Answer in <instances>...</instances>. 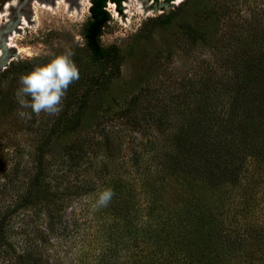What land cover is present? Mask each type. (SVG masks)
Returning a JSON list of instances; mask_svg holds the SVG:
<instances>
[{"label":"rangeland","instance_id":"obj_1","mask_svg":"<svg viewBox=\"0 0 264 264\" xmlns=\"http://www.w3.org/2000/svg\"><path fill=\"white\" fill-rule=\"evenodd\" d=\"M181 1L124 0L120 7L107 3L110 20L100 42L103 48L117 47L122 57L98 111L100 114L104 108L107 112L98 125L92 122L82 127L86 154L76 165L68 157H60L57 150L55 157L47 155L50 182L60 190L67 191L69 187L71 193L56 208L57 222L51 228L44 210L23 208L11 216L4 231L11 248L0 249V264L92 261L97 250L88 230L92 228L94 233L98 227L96 192L113 177L137 182L134 153H143L141 165L146 164V159L165 156L163 152L171 148V135L179 125L178 117L186 103L192 102L191 87L210 85L214 92L233 88L237 83L224 62L246 50H264V0H196L184 5ZM90 2L0 0V37L12 27L7 52L17 53L0 66V71L10 63L29 62L23 67L28 72L46 63L49 52L59 54L72 49L79 80L68 87L63 110L81 92L80 86L88 75L104 77L109 72V62L93 60L85 44ZM208 9L213 15L205 12ZM168 13H173L168 25L149 21ZM182 23L205 27L206 39L189 40L181 31ZM21 69L9 67L0 82V219L27 187L36 148L57 117L32 114L30 109H22L29 113L23 119L17 115L19 105L14 93L18 77L26 73ZM132 98L136 105L126 112ZM153 117L174 121L160 126ZM71 137H64L55 148L66 145ZM249 180L244 182L251 185ZM254 191L258 212L263 213L264 185L255 186Z\"/></svg>","mask_w":264,"mask_h":264},{"label":"trees","instance_id":"obj_2","mask_svg":"<svg viewBox=\"0 0 264 264\" xmlns=\"http://www.w3.org/2000/svg\"><path fill=\"white\" fill-rule=\"evenodd\" d=\"M123 1L91 0L85 44L93 60L109 62V72L85 78L81 92L57 115L37 146L27 187L0 219L3 251L11 248L4 231L18 210H44L51 228L57 222L56 208L71 193L69 187L60 190L50 182L47 155L55 157L57 150L76 165L86 154L82 127L92 122L98 125L107 112L102 108L98 113L122 57L117 47L103 48L100 37L110 20L107 3L120 7ZM172 14L149 21L165 26ZM181 31L194 42L206 39L205 27L182 23ZM254 50L224 62L237 83L233 88L214 92L210 85L191 87L192 102L186 103L178 117L165 156L146 159L141 165L143 153H134L137 182L118 177L107 180L103 187L112 188L116 195L107 207L94 209L98 227L94 233L92 228L88 231L97 252L83 264H264V212H258L254 197L255 186L264 185V50ZM25 64L29 62L10 63L0 71V82L13 65L26 72ZM134 100L128 101L126 112L132 111ZM152 120L160 126L174 121ZM70 135L72 140L55 148ZM246 178L251 185L244 182Z\"/></svg>","mask_w":264,"mask_h":264},{"label":"clouds","instance_id":"obj_3","mask_svg":"<svg viewBox=\"0 0 264 264\" xmlns=\"http://www.w3.org/2000/svg\"><path fill=\"white\" fill-rule=\"evenodd\" d=\"M46 63L35 65L30 71L20 74L14 97L19 105L17 115L23 119L29 115L22 109H30L32 114L44 113L56 116L62 111V101L68 87L79 80V70L70 48L57 54L49 52ZM116 195L110 187L99 189L95 196L97 209L107 207Z\"/></svg>","mask_w":264,"mask_h":264},{"label":"water","instance_id":"obj_4","mask_svg":"<svg viewBox=\"0 0 264 264\" xmlns=\"http://www.w3.org/2000/svg\"><path fill=\"white\" fill-rule=\"evenodd\" d=\"M9 3H11V1H8ZM91 3V2H90ZM20 22V21H19ZM12 31H13V28L12 27H10V28H8V29H6V32L3 34V36H1L0 37V48H1V50H2V55L0 56V66H5L6 65V63H8V60L12 57V56H14V55H16V54H14V55H10V54H8V52H7V43H8V41H7V39H8V36L12 33Z\"/></svg>","mask_w":264,"mask_h":264},{"label":"bare ground","instance_id":"obj_5","mask_svg":"<svg viewBox=\"0 0 264 264\" xmlns=\"http://www.w3.org/2000/svg\"><path fill=\"white\" fill-rule=\"evenodd\" d=\"M7 4H11V3H7ZM5 8H6V5H5ZM20 22L24 24V21L22 22V20H21ZM11 34H12V33H11ZM11 34H10V35H11ZM10 35H9V36H10ZM8 38H9V37H8ZM7 41H8V39H7ZM6 46L9 47V46H8V43H7Z\"/></svg>","mask_w":264,"mask_h":264},{"label":"flooded vegetation","instance_id":"obj_6","mask_svg":"<svg viewBox=\"0 0 264 264\" xmlns=\"http://www.w3.org/2000/svg\"><path fill=\"white\" fill-rule=\"evenodd\" d=\"M182 1H183V0H182ZM111 3H112L113 5H115L113 2H108V4H111Z\"/></svg>","mask_w":264,"mask_h":264},{"label":"snow or ice","instance_id":"obj_7","mask_svg":"<svg viewBox=\"0 0 264 264\" xmlns=\"http://www.w3.org/2000/svg\"><path fill=\"white\" fill-rule=\"evenodd\" d=\"M176 2H177V3H179V2H180V0H176Z\"/></svg>","mask_w":264,"mask_h":264}]
</instances>
